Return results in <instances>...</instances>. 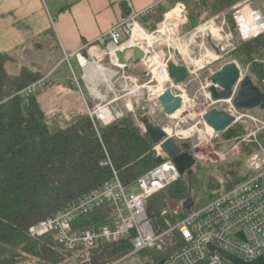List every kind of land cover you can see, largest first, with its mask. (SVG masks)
<instances>
[{
	"label": "trees",
	"instance_id": "trees-1",
	"mask_svg": "<svg viewBox=\"0 0 264 264\" xmlns=\"http://www.w3.org/2000/svg\"><path fill=\"white\" fill-rule=\"evenodd\" d=\"M239 1L193 0L187 26L193 29L205 14L210 18L229 10L226 18L239 37L234 55L262 81L264 34L250 41L240 38L230 11ZM170 2L175 5L177 0ZM259 2L264 10V0ZM180 4L188 12V4L185 1ZM175 9L179 12L169 20L171 29L175 22L186 20L183 8ZM167 11L163 8L152 14V10L139 22L143 28L154 31ZM151 20L154 22L150 23ZM10 61L15 62L10 54L0 53V264H106L117 259L132 249L130 240L101 241L90 248L67 251L52 235L33 238L29 229L73 199L112 179L114 171L123 183L129 184L158 166L156 145L128 111L107 126L95 125L87 110L73 114L70 120L62 112L50 116L39 100V92L19 94L43 78L42 74L26 67L18 74H11L6 68ZM257 86L264 92V85ZM242 134V128L234 126L225 136L230 139ZM207 171L201 166L187 175V179L181 176L147 199L149 219L157 233L186 217L172 203H183L191 194L194 208L202 207L247 178L230 180L221 190V183L212 180ZM106 216L107 212L99 209L85 216L82 222L100 225L106 222L103 220ZM165 252L148 249L139 257L145 264H159Z\"/></svg>",
	"mask_w": 264,
	"mask_h": 264
},
{
	"label": "built area",
	"instance_id": "built-area-1",
	"mask_svg": "<svg viewBox=\"0 0 264 264\" xmlns=\"http://www.w3.org/2000/svg\"><path fill=\"white\" fill-rule=\"evenodd\" d=\"M258 1L240 0L230 8L243 41H250L264 34V10L258 5ZM151 11L152 8H148L134 13L127 20L103 33L90 47V53L95 60L87 59L81 51L66 54L63 59L62 63L66 62L71 66V60L76 56L81 62L94 63L102 68L105 58L108 57L112 66L103 65L101 75L103 74L109 82L108 86L112 92L115 87L113 80L119 79L122 80L123 90L128 91L126 94L129 97L124 108L117 104L124 95L115 96L112 100L101 98L95 105H90L85 100L88 114L95 125H110L123 118L126 111H135L134 98L139 100L138 91L141 88L137 80L125 74L124 69L128 65L118 64L115 53L136 43L133 38L135 29L148 34L139 19ZM242 76L245 75L242 73ZM75 80L84 94L77 76ZM46 82L47 77L44 76L26 86L19 94L27 96L39 92L46 86ZM259 122L262 124L259 128L261 130L264 128V120ZM141 126L144 128L142 122ZM156 146L155 156L163 159L158 166L129 184L123 183L114 171L112 179L73 199L44 221L31 226L30 235L33 238L52 235L67 251L90 248L101 241H131L130 251L106 264H145L146 261L141 260L139 256L142 251L148 249L166 251L159 261L160 263L164 260L162 264H234L217 250H211L210 244L246 262H253L259 257L264 259V148L261 151L263 156L257 153L250 158V166L257 171L255 174L222 192L202 207H193L191 213L174 226L157 233L150 222L146 201L178 180L181 175L172 158L163 151L161 144ZM106 163L111 165L110 160ZM135 186L139 188L137 193L133 191ZM99 209L107 212V216L103 217L106 222L100 225L83 224L82 219L85 216Z\"/></svg>",
	"mask_w": 264,
	"mask_h": 264
},
{
	"label": "rangeland",
	"instance_id": "rangeland-1",
	"mask_svg": "<svg viewBox=\"0 0 264 264\" xmlns=\"http://www.w3.org/2000/svg\"><path fill=\"white\" fill-rule=\"evenodd\" d=\"M24 1L0 0V7L14 5L21 9L25 5ZM47 2L48 0H45V4L43 3V9ZM188 2L189 13L193 8V0H188ZM257 3L261 7V3L259 1ZM228 12L229 10H226L210 18L205 14L201 22L193 29H189L187 26L188 21H185L181 26L183 28L182 33L178 29L179 23L175 22L172 29L170 27L174 37L165 36L153 44L154 54L159 55L158 63L153 64L145 58L130 66V68L124 69L125 74L137 80V84L141 88L138 91L139 100L136 101L134 98L135 111L128 113L134 115L135 120L143 130L142 120L168 130V135L176 139H180L181 135L188 136L183 137L182 141L196 159L193 170L196 171L201 166L205 171L210 169L207 172H209L212 180L221 183V190L230 180L232 181L237 177H250L255 174L257 171L250 166V158L257 153L263 156L261 151L264 148V128L259 130L262 126L259 120H264V110L260 108L236 109L233 99H230L229 102L214 100L209 90L211 75L231 61H235L239 65L243 75H251L256 84L264 85V79L260 81L257 76L252 74L249 65L240 63L234 55V51L238 48L239 37L226 18ZM25 18L13 20L18 29L29 30L30 25H35L34 23L37 22V18L31 17L30 14ZM164 21L165 18L154 31L146 29L148 34L152 35L151 38L157 36V32ZM30 29L31 32H35L33 27ZM214 29L215 32L212 31ZM125 40L127 41L128 38H125ZM212 43L221 49L219 55L215 52ZM184 45L188 46L186 52L184 51ZM19 51V54L22 55L25 48H20ZM213 53L214 55H212ZM148 55L151 56V54ZM15 56L16 54L13 53L12 57ZM209 56L214 57L204 61ZM33 60H35V57L32 54L22 56L23 64H34ZM170 62L187 67L189 76L184 82L175 84L171 79L168 73ZM61 63L54 68L53 71L56 70V72L53 75L51 72L46 76V86L39 91V99H41L47 114L53 116L57 112H62L70 120L73 114H82L85 110L84 103H81L79 90L73 87L74 85L77 86L75 76L78 80L81 79V71L78 69L75 60L71 62L74 71L68 63ZM105 66L111 67L112 65L109 61H106ZM114 69L120 70L117 67H114ZM13 71L16 72V68ZM159 74L162 75L163 79L166 77L162 83L159 81ZM113 89V92H116L113 98L124 95L123 98L117 101V104L124 108L125 100L127 101L129 97L126 94L128 91ZM166 90H172L174 94L182 95L184 98L182 108L173 115L165 113L159 100V96ZM237 90L238 87L235 94ZM213 109L236 115L237 121L230 128L240 126L243 134L228 139L225 136L228 130L216 132L213 128H209L210 126L205 122L204 116ZM156 148L157 146L154 147L155 152ZM183 178L187 179V175H184ZM133 191L137 193L139 188L135 186ZM172 205L175 209L182 210V203H172Z\"/></svg>",
	"mask_w": 264,
	"mask_h": 264
},
{
	"label": "crops",
	"instance_id": "crops-1",
	"mask_svg": "<svg viewBox=\"0 0 264 264\" xmlns=\"http://www.w3.org/2000/svg\"><path fill=\"white\" fill-rule=\"evenodd\" d=\"M181 1L188 2V0H177L175 5H172L170 0H48L44 10L45 0H25V5L21 9L14 5L3 6L0 7V53L11 56L13 53L16 54L12 57L15 62L10 61L6 64L11 74H18L21 68L26 67L38 71L43 77L51 72L53 75L56 72L53 71L54 68L63 61L66 54L81 51L87 59L95 60L90 53V47L103 33L127 20L134 13L152 8V14H155L166 8L168 11L165 13V21L162 25L166 24L170 27L169 20L179 12L175 8L181 6L184 10L183 16L186 17L185 21H188L189 13L180 4ZM29 14L37 18L35 25H30V28L35 29L34 33L30 28L18 29L13 22L19 18L26 19ZM153 22L154 20L150 21ZM184 22L179 23L180 32L183 31L181 26ZM20 48H25L22 55L19 54ZM25 54H32L35 57L34 64H23L22 56ZM72 60H75L81 71L79 81L84 94L78 86L73 87L79 90L81 103H84L85 107L84 112L87 110L85 100L90 105H95L101 98L113 99L114 93L108 86L109 82L103 74L101 75L103 65L105 66V62L109 61L108 57L105 58L102 68L94 63L81 62L76 56ZM132 65L135 63L130 62L127 69ZM92 66H95L96 70H92ZM14 68L16 72L13 71ZM71 69L74 70V67L72 66ZM113 83L116 90L124 91L121 79L113 80ZM39 100L42 104L41 99Z\"/></svg>",
	"mask_w": 264,
	"mask_h": 264
},
{
	"label": "water",
	"instance_id": "water-1",
	"mask_svg": "<svg viewBox=\"0 0 264 264\" xmlns=\"http://www.w3.org/2000/svg\"><path fill=\"white\" fill-rule=\"evenodd\" d=\"M218 54L221 52L217 47ZM117 62L120 65H128L130 62L137 63L146 58V51L139 45H128L115 53ZM168 73L175 84L184 82L189 76V71L184 65H177L173 62L168 64ZM211 85L209 90L214 100H228L233 98L237 109H255L264 110V92L257 86L250 75L242 76L241 68L235 61L228 62L220 70L210 77ZM238 87L237 93L235 90ZM159 100L166 114L173 115L179 111L184 102L182 95L174 94L172 90H166L159 96ZM205 122L216 132L228 130L236 121L237 117L226 111L213 109L204 116ZM145 132L149 135L155 145L161 144L163 151L172 158L181 176H190L196 159L193 154L187 151L188 147L182 145V139L169 137L166 130L157 125L142 120ZM158 163L162 162V157L155 156ZM195 206V200L189 194L182 203V212L190 214ZM241 236L242 233H239ZM211 250H217L225 259L234 264H264L263 257H259L253 262H246L226 250L213 244L209 245ZM162 260L159 264H162Z\"/></svg>",
	"mask_w": 264,
	"mask_h": 264
},
{
	"label": "bare ground",
	"instance_id": "bare-ground-1",
	"mask_svg": "<svg viewBox=\"0 0 264 264\" xmlns=\"http://www.w3.org/2000/svg\"><path fill=\"white\" fill-rule=\"evenodd\" d=\"M212 31H214L215 32V29L214 30H212ZM158 34H157V36H155V37H150V36H152V35H149V34H147V33H144L143 31H141L140 29H135V31H134V35H133V38H134V40L137 42V43H132V45H139V46H141L142 48H144L145 49V51H146V53H147V56H146V58L147 59H149L153 64L154 63H158L159 62V55L158 54H154V52H153V49H152V47H153V44L155 43V42H157L159 39H162L163 37H165V36H173V33H172V31H171V29H170V27H169V25H166V24H164V25H162L161 26V28H160V30H158V32H157ZM211 34L213 35V33L211 32ZM205 36V35H204ZM150 37V38H149ZM174 37V36H173ZM213 37H214V35H213ZM212 37V38H213ZM211 38V37H210ZM215 38V37H214ZM167 39V38H166ZM221 40H222V38H220ZM171 40V39H170ZM211 40V39H210ZM212 45H213V48H214V50H215V47H217L215 44H213L212 43ZM186 47L188 48V46L187 45H184V51L186 52V51H188V49H186ZM218 49H219V51L221 52V49L219 48V47H217ZM179 50H181L180 48H178ZM150 52V53H149ZM215 52H216V50H215ZM217 53V52H216ZM148 54H151V56H149ZM160 54V53H159ZM218 54V53H217ZM210 55V54H209ZM212 55H214V53L212 54ZM219 55V54H218ZM213 57L214 56H209V57H207L204 61H208V60H210V59H213ZM203 62V61H202ZM152 64V65H153ZM153 66H155V65H153ZM92 70H96V68H95V66H92ZM164 74H166V73H164ZM162 75H160L159 74V81L162 83V82H164V80H165V78L166 77H164V79L161 77ZM166 76H167V74H166ZM161 85V84H160ZM226 102H229V100H226ZM209 128H211L212 129V127H209ZM168 133H169V131L168 130H166ZM179 135H181V134H179ZM182 137H184V138H186V137H188V136H184V135H181Z\"/></svg>",
	"mask_w": 264,
	"mask_h": 264
},
{
	"label": "flooded vegetation",
	"instance_id": "flooded-vegetation-1",
	"mask_svg": "<svg viewBox=\"0 0 264 264\" xmlns=\"http://www.w3.org/2000/svg\"><path fill=\"white\" fill-rule=\"evenodd\" d=\"M184 144V142H182V145ZM187 151H189V149L187 148Z\"/></svg>",
	"mask_w": 264,
	"mask_h": 264
}]
</instances>
